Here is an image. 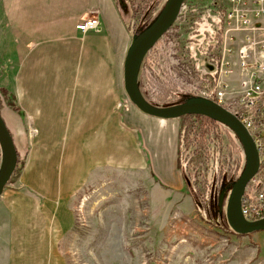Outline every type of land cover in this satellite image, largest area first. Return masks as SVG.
Wrapping results in <instances>:
<instances>
[{
    "label": "rangeland",
    "instance_id": "obj_1",
    "mask_svg": "<svg viewBox=\"0 0 264 264\" xmlns=\"http://www.w3.org/2000/svg\"><path fill=\"white\" fill-rule=\"evenodd\" d=\"M113 1L127 32L125 53L131 37L152 21L165 0L148 3L149 6L137 14L132 12V5L137 0H125L128 12L119 9L118 0ZM183 3L185 8L146 53L139 68V90L149 103L156 106L177 103L181 96L189 95L185 84L196 83V78L184 73L187 65L192 67L190 70H199L197 58L202 54L201 41L192 33L198 26L194 27L192 21L201 16L203 23L199 28L205 34L211 33L212 22L219 21L216 13L209 12L211 7L195 15L199 10L191 8L189 0ZM219 7L214 6V10L219 11ZM93 11L79 20L92 15L99 18ZM213 34L208 37L212 38ZM188 45L194 48L188 51ZM12 51L0 47V111L20 155L15 174L0 197V264H13L15 259L11 254V222L3 205L4 195L8 189L24 190L19 178L37 131L21 112L17 96V90L21 88L17 74L21 64ZM123 57L124 54L115 56L110 63V72L118 77L113 81V87L119 93L114 107L120 114L132 106L122 88ZM123 119L122 116L120 123L125 130H132ZM175 120L178 123L176 166L182 180L179 190L162 183L153 173L147 152L143 150L142 136L134 130L132 133L137 146L141 147L144 163L140 166L94 168L65 199V206L72 214L71 224L52 241L53 251L49 252L44 244L45 255L27 254L23 260L43 259L49 264H264V230L240 235L231 231L224 217V202L243 166L242 151L231 154L229 166L210 157L206 169L197 171L189 163L190 150L178 142L179 132L187 121L182 117ZM224 138L222 143H225ZM131 143L125 138L124 153L130 159L132 152L127 148L131 149ZM116 150L111 146V152ZM220 191H224V195L218 206L214 204V198ZM26 192L32 194L30 190ZM201 211H204L203 215ZM41 248L42 245L39 250L42 252Z\"/></svg>",
    "mask_w": 264,
    "mask_h": 264
},
{
    "label": "crops",
    "instance_id": "obj_2",
    "mask_svg": "<svg viewBox=\"0 0 264 264\" xmlns=\"http://www.w3.org/2000/svg\"><path fill=\"white\" fill-rule=\"evenodd\" d=\"M213 4L224 9L227 2ZM93 10L99 31L80 33L76 23ZM126 39L113 0H0V47L12 49L21 64L17 96L27 123L37 128L19 178L24 190L8 189L3 199L13 264H49L23 258L45 255L46 246L53 251L52 241L71 224L65 199L94 168L144 163L134 130L142 136L153 173L171 188H181L177 121L146 115L134 105L122 114L114 107L118 77L110 63L124 54ZM122 116L132 130L121 125ZM125 138L133 142L127 148L131 159L124 153ZM111 146L117 150L111 152Z\"/></svg>",
    "mask_w": 264,
    "mask_h": 264
},
{
    "label": "built area",
    "instance_id": "obj_3",
    "mask_svg": "<svg viewBox=\"0 0 264 264\" xmlns=\"http://www.w3.org/2000/svg\"><path fill=\"white\" fill-rule=\"evenodd\" d=\"M220 40L208 60L211 73L190 70L196 78L187 82L189 95L213 101L243 125L251 137L258 159L256 172L240 197V210L247 221L264 217V0H225ZM185 8L182 3L181 10ZM96 11H93L94 13ZM82 34L97 32L100 20L91 16L79 20Z\"/></svg>",
    "mask_w": 264,
    "mask_h": 264
},
{
    "label": "water",
    "instance_id": "obj_4",
    "mask_svg": "<svg viewBox=\"0 0 264 264\" xmlns=\"http://www.w3.org/2000/svg\"><path fill=\"white\" fill-rule=\"evenodd\" d=\"M184 0H165L161 9L138 34L131 37L122 61L123 90L134 107L140 112L161 118L175 119L184 115H201L224 126L237 140L243 153V166L232 183L224 204V217L231 231L244 235L264 230V217L247 221L240 210V197L249 179L257 170L258 159L251 137L243 125L231 113L211 100L187 95L182 102L169 106H156L149 103L138 87V72L146 53L172 26L181 9ZM119 9L128 12L125 0H118ZM212 36V35H211ZM214 43H209L212 46ZM198 69L211 73L214 65L206 55L197 58ZM0 197L16 168L19 149L14 141L11 129L0 111ZM224 191L218 195V206L221 205Z\"/></svg>",
    "mask_w": 264,
    "mask_h": 264
},
{
    "label": "trees",
    "instance_id": "obj_5",
    "mask_svg": "<svg viewBox=\"0 0 264 264\" xmlns=\"http://www.w3.org/2000/svg\"><path fill=\"white\" fill-rule=\"evenodd\" d=\"M153 1L157 0H137L136 3L132 5L133 14L140 13L149 6L148 3H153ZM213 1L214 0H189V5L191 6V8L199 10L197 11L198 13H196L195 15H199V12L201 10H206L207 7H211V9H209V12L216 13L219 16V21L217 23L212 22V29L214 30L216 41L219 42L224 9H220L216 12L214 10V6L217 5H214ZM204 16L207 17L206 14ZM202 23L203 21L201 19V16L192 21V25L194 27L198 26V28ZM198 28H195V31L193 30L192 33L197 32ZM185 97L181 96L180 100L177 101V103L182 102ZM182 118L186 119L187 122L184 125L185 127H182L181 131L179 132L180 135H178V142H181L183 145L186 146L187 150H190L191 155L189 156V163L194 169H196L197 171L199 169H204V167L206 169V162L210 157H213L217 163H225L226 166H229L232 163L230 157L231 154L233 152L236 153L237 150L240 151L241 148L233 134L228 129H226L224 126L217 123L216 121H213L201 115L190 114L184 115L182 116ZM223 136L225 137V143H222ZM19 155L20 152L18 153V161ZM16 169L17 165L12 176L15 174ZM214 201V204L218 205L217 193L215 194ZM203 212L204 211H201V215L204 214Z\"/></svg>",
    "mask_w": 264,
    "mask_h": 264
},
{
    "label": "flooded vegetation",
    "instance_id": "obj_6",
    "mask_svg": "<svg viewBox=\"0 0 264 264\" xmlns=\"http://www.w3.org/2000/svg\"><path fill=\"white\" fill-rule=\"evenodd\" d=\"M212 32H214L213 29L211 30V33L205 34L203 33L202 30H200V28H198V31L195 32L196 40L201 41V44H199V48L202 49V54L206 55L207 57H209V54L211 53V51L215 50V45H214L216 42L215 35L213 34L212 38L208 37L210 34H212ZM209 43H214V44L212 46H209ZM191 47L194 48V46L192 45ZM191 47L188 45L187 50L189 51ZM197 47H198V44L196 45V48Z\"/></svg>",
    "mask_w": 264,
    "mask_h": 264
}]
</instances>
